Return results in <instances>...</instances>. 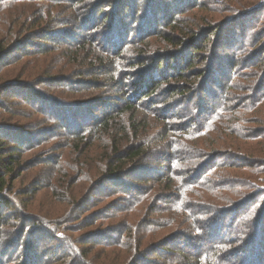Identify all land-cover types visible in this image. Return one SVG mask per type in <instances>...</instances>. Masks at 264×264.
<instances>
[{
	"label": "rangeland",
	"instance_id": "obj_1",
	"mask_svg": "<svg viewBox=\"0 0 264 264\" xmlns=\"http://www.w3.org/2000/svg\"><path fill=\"white\" fill-rule=\"evenodd\" d=\"M38 1H33L34 4H30L23 0H13L5 7H0L1 40L4 39L6 33L7 12L12 11L15 17H23L29 12L39 14L40 9L38 3H36ZM118 1L67 0L63 4V9H61V12L65 11L60 17L64 24L57 26L54 23L48 27L50 31L58 32L51 36L54 37V42H57V44H51L52 41L46 39V44L44 45L47 49L53 48L55 50L36 57L24 56L18 61L12 62L15 56L28 52L35 48L36 44L41 43L40 39L35 38L30 42L33 46L24 44L18 50L12 52L9 57H4L5 59L0 60V125H3L1 127L5 126L4 128H10L13 134L19 135L20 138L24 139L22 143L11 142V145L22 149L19 152L21 162L19 170L16 172L19 176L13 181V192L8 193V195L5 193L6 196L12 194L14 201L23 212L13 222V227L18 230L17 233L7 231L3 235V242L0 243V264H23L24 261L31 260L35 255L34 253L40 256L39 259L56 256L59 253L57 245L61 241L52 238L53 230L64 234L66 241H70L69 244L77 251L73 253L79 255L84 263L96 264L100 261L99 257L102 255L99 244L95 243V240L98 239L97 237L103 233L107 234L105 231L122 232L125 225L130 227L131 235L136 237L133 240L140 238L142 243L141 251L137 254L136 251L132 250L126 262H133L138 256L141 259L137 260L136 264H142V259L146 260L147 263L165 260L162 257L163 255H158L159 249L155 248L161 243H166L165 247L170 250L168 254H174V258H177L176 261L180 258L181 263L182 260L184 263L195 259L193 253L196 248L194 247L200 244L199 240L203 238L205 233L201 231L185 232V229L189 227L191 217L186 212L177 213L172 204L167 202L170 199L169 195L172 193L170 190L163 189V185L159 186V182L154 181L155 179L144 183L141 180L142 178L132 176L134 174L126 175L122 180L126 182L127 186L139 185L137 187H141L144 190L143 192L139 189L133 191L135 196L141 199V202L124 209L125 200L129 199L127 191L131 190H124L117 183H105L101 173L91 175L84 165L87 162L86 159L80 157L75 160L76 155L71 152L74 149L69 147L70 143L72 144V141L68 138L69 134L80 131L79 127L72 129L73 122L76 120L79 122L89 112L100 113V111H104V106L102 105L92 108L88 105L77 104L76 107L74 103H82L96 98L102 99L104 103L120 104L124 101L121 100V98L124 99L122 96L127 92V90L124 92L122 85L113 86L114 81L110 83V87L102 88V92H100V88L93 89L81 85L84 81H91L95 70L101 74L98 77L104 80L105 75L102 74L104 70L100 68L86 69V71H83L84 76L76 75V72L73 73L75 65L67 57L64 58L63 52L65 50L64 44L75 43V41L71 40L73 28L70 31L69 27L79 24L78 33L75 37L79 38V40L87 37L95 41V35L91 37V34L101 30L98 27L99 21H95L91 25L88 24L89 22L80 24L77 18L79 7H81L80 11L84 10L87 16L93 15L94 18L106 16L108 25L121 22L130 26L132 23V32V27L142 21V17L139 18V15L143 14V9L150 0H126L128 4L135 3L132 11L129 5L125 10L120 9ZM220 1L202 0L203 4L208 7V9L202 11V15L211 18V23L222 24L224 22L229 25L217 31L218 46L214 47L207 44L205 46V54L202 56L209 55L213 51L219 57L217 58L218 61L221 60L220 57L224 56L232 57L235 60L238 73L241 72V77L227 80L226 78L223 79L224 77L222 78V76H218L215 78L216 82L222 83L221 85H224V89L221 90L217 86H211L210 89L215 93L216 102L228 99L232 108L244 113L242 117L246 118L250 116V108H248L250 102H253L252 99L255 98V95L258 96L261 92L257 93L255 91V84L247 92L239 90L238 86L247 82V80H243L244 76L252 77V82L255 77L256 70L250 68L252 63L251 55L255 52L259 53L264 45V4L254 3L256 6L253 5L257 7L255 9L259 11L250 16V13L248 14L247 12L236 13L239 8L232 6L231 8H224ZM254 1L257 2L258 0ZM101 4L102 6H100ZM136 9L139 13L137 12L135 15ZM242 14L246 16L244 17ZM160 15L161 13L157 21H160ZM166 33L168 34V32ZM58 38L60 41H58ZM31 39L29 38V40ZM7 40L8 36L5 41ZM222 40H225L226 44L221 45L220 42ZM95 42L96 44L100 43V47L99 44L97 45L99 50L105 46L100 41L99 36ZM159 47L169 46L161 44ZM108 49H111V47H108ZM262 55L259 54L256 57H262ZM209 59L210 57L207 60ZM216 68L217 66L215 65ZM224 68L222 72L225 71V75H227L232 65L224 64ZM259 77L258 82L264 83V71L260 73ZM124 79L127 80L126 78ZM255 80L257 81V78ZM96 83L94 82V84ZM79 87L84 90L80 91ZM107 87L109 88L107 89ZM226 88L228 93L224 94ZM71 89L77 92L71 91ZM162 91L159 90L152 95V103L156 105L153 106V109L159 110V113H162L165 108L160 101L161 99H159ZM199 95H202V93H199L186 106L192 109L196 103L203 104L201 101L205 102V105L212 104L213 101L206 98V100H201ZM141 99L145 100L143 97ZM171 100L172 98L168 101ZM139 104H142L140 106L143 108L149 107L148 104L142 103V101ZM183 120L170 119L169 125L171 123L174 125L178 121ZM227 120L228 118L222 115L213 122H216L215 126L217 128L213 131H211L212 129L209 130L203 137L193 133H190V139L186 137V140H184L182 137L181 140L184 143L200 149L199 151L195 150L200 155L193 160V163L203 160L201 158L204 154L213 156L212 158L205 157L207 165L210 164L211 167L210 174L205 177L209 181L207 183L203 182L199 187L192 188L193 192L188 191L185 193L192 201L199 203L197 207L199 210L209 213L211 210L204 205L226 206V204H239V197L243 194L238 196V191L247 187L246 190L242 191H244L245 196L251 197L249 207L259 205L257 213L260 215L261 212L264 213V138L259 137L264 135V131H262L264 124H245L241 122L244 127L243 131L248 135L247 137H242L241 134L236 133L238 130L235 129V126L231 129L225 127ZM180 123L183 124L182 122ZM250 127L252 130L256 128L262 132L249 134L251 131L249 130ZM177 135L179 137L180 134L177 133ZM159 137L160 135L158 134L152 138V140L156 141L153 144V148L157 150H155L156 152L154 151L148 161V165L146 163L142 167L146 166L147 168L145 167L144 171L150 172L156 170L157 163L162 162L160 172L155 177L161 178L165 175L170 178V169H166L164 166L168 163L166 156L169 154L170 149L160 150L159 140L157 141ZM0 138L4 139L1 136ZM258 142L261 145H257ZM248 158L250 161H254L252 166L245 162ZM216 179H224L226 188L217 189L214 187L213 181L215 182ZM170 184L173 187L177 182L175 180ZM242 185L245 187H242ZM146 190L147 192H145ZM72 200H75V202L71 203ZM76 200L82 201L78 204L79 206ZM7 210L5 206L0 207V211L4 214L7 213ZM210 214H205L206 218ZM263 220L264 214L260 218V221ZM37 221L39 223H36ZM228 221V218H226L224 223ZM260 221L259 224L261 223ZM228 224L225 225L227 226ZM226 226L221 229L222 238L228 228L231 230L230 227L226 228ZM39 230L40 233L38 232ZM139 232H141L140 236L138 235ZM232 233L236 232L233 230ZM249 233L242 236L241 239L239 238L234 244L230 243L227 237L221 241L225 247L226 245L231 248L235 247L232 250L247 257L246 252H249L247 250H251L252 245H254V242L249 241L251 238ZM112 234L117 236L116 233ZM105 247L106 249H116L114 251L120 249V245ZM84 250L89 252V257L80 255ZM151 250H154V252ZM114 251L110 254L112 258L115 257ZM169 258L166 261L167 264H179V262H175L174 259L169 260ZM260 258L259 261L264 264V253H260ZM230 259L235 261V258ZM202 262L199 263L203 264Z\"/></svg>",
	"mask_w": 264,
	"mask_h": 264
},
{
	"label": "trees",
	"instance_id": "obj_2",
	"mask_svg": "<svg viewBox=\"0 0 264 264\" xmlns=\"http://www.w3.org/2000/svg\"><path fill=\"white\" fill-rule=\"evenodd\" d=\"M12 1L0 0V7H5ZM23 1L34 4L33 1L36 0ZM66 2L67 0H39L36 3H38L40 13L29 12L23 17H15L12 11L7 12L5 37L2 40L0 39V60L9 57L12 52L18 50L24 44L33 46L30 42L35 38L40 39L41 43L36 44V47L28 52L15 56L12 62L18 61L24 56L36 57L55 50L53 48L47 49L44 44H46V39L52 41L51 44H57V42H54V37L51 36L58 32L54 33L48 27L54 23L57 26L64 24L60 17L65 12H61V9H63V4ZM220 2L224 5V8H231V6L239 8L236 13L247 12L248 14L250 13V16L259 11L255 9L257 7H255L254 3L264 4L262 0L257 2L254 0H221ZM118 3L122 10H125L129 5L132 11L135 6L134 2L128 4L126 0H119ZM80 9L81 7H79L77 18L80 24L89 22L88 24L91 25L95 21H99L98 27L101 30L92 33L91 37L95 35V41H97L99 36L100 41L105 46L99 50L97 45L99 44L100 47V43L96 44L95 41L87 37H83L80 40L76 38L75 35L78 33L79 24L74 25L69 27V29L71 31L73 28L71 40L75 41V43L64 44V58L67 57L75 65L73 73L76 72V75L84 76L83 71H86V69L100 68L104 70L102 72L105 75L104 80L98 77L101 74L95 70L91 81H84V83H82L83 81H78L84 87L100 88V92H102V88L110 87V83L114 81L113 86L122 85L124 92L126 90L127 92L122 96L124 99L121 98V100L124 101L120 104L104 103L102 99L96 98L82 103H74L75 106L81 104L92 108L94 106H104V111H100V113L89 112L86 117L79 120L81 123L77 122V120L73 122L72 129L80 128V131L72 132L68 136L69 140L72 141L69 147L74 149L71 152L76 155L75 160L80 157L85 158L87 162L83 164L91 175L101 173L105 183H117L122 189L131 190L127 191L129 199L125 200L124 207L122 206L124 209L141 202V199L136 197L133 191L139 189L143 192L144 190L141 187H137L139 185L127 186L126 182L122 180L126 175L134 174L132 176L142 178L141 180L144 183L155 179L154 181L159 182V186L163 185V189H168L172 192L167 202L172 204L177 213L186 212L191 217L189 227L185 229V232L201 231L205 233L203 238L199 240L200 244L194 247L196 248L195 252H192L195 256L194 260L185 261L184 263L182 260L181 263V259L178 258L176 261L177 258H174V254H168L170 250L165 247L166 243H161L155 248L159 249L158 255H163L162 257L165 260L147 263L146 260L142 259L143 262L141 263L167 264L166 261L170 257L169 260L174 259L179 264H200L203 260H206L202 262L203 264H261L259 259H261L260 253H264V220L260 221V218L264 213L261 212L260 215L257 213L259 205L249 207L251 197L244 195L245 193L242 190H246L247 187L242 185L246 189L238 191V196L243 194L239 197V204H226V206L204 205L211 210L209 212L211 214L206 218L205 214L209 213L199 210L197 208L199 203L192 201L185 192H193L192 188L199 187L203 182L207 183L209 181L205 177L210 174L211 167L210 164L207 165L206 158H212L213 156L204 154L201 158L203 160L193 163V160L200 155L195 150L199 151L200 149L187 145L181 139L182 137L184 140H186V137L190 139V133L199 137L205 136L209 130L212 129L211 131H213L217 128L215 126L216 122H213L222 115L228 118L225 127L231 129L235 126V129L238 130L236 133L241 134L242 137H247L248 135L243 131L244 127L241 122L245 124H264V83L258 82L260 73L264 71V45L259 53L255 52L251 55L252 63L250 68L256 70L253 82L251 81L252 77L244 76L243 80H247V82L238 86L239 90L247 92L255 84V91L257 93L261 92L260 95H255V98L252 99L253 102H250L248 106L250 108V116L243 118L244 113L232 108L228 99H226L227 101L223 99L220 102H216L215 93L210 89L211 86H217L221 90L224 89V85H221L222 83L216 82V77L222 76V78L224 77L223 79L226 78L227 80L231 78L237 79L241 77V72L238 73V68L232 57H220L221 60L218 61L217 58L219 57L213 51L209 55L202 56L205 54L204 51L207 44L214 47L218 46L217 31L228 25L224 22L222 24L211 23V18L202 15V11L208 9L202 0H150L146 3L143 14L139 15V18L142 17V21L132 27V32V23L130 26L121 22V24L117 22L108 25L106 16L94 18L93 15L87 16L85 11H80ZM137 12L136 9L135 15ZM160 13V21H157ZM182 17L184 18L181 19ZM163 22L165 23L163 24ZM158 26L160 27L158 28ZM7 36L8 40L5 41ZM29 38L32 39L29 40ZM58 41H60L59 38ZM224 41L222 40L220 44H226ZM161 44L169 47L161 48L159 47ZM106 46L111 47V49ZM259 54H263L262 57H256ZM119 55L120 57H118ZM208 57H210L209 60H207ZM182 59L183 61H181ZM248 59L250 60V58ZM224 64L232 65L227 75H225V71L222 72L225 69ZM215 65L217 66L216 69ZM255 78H257V81ZM123 79L124 81H122ZM94 82L97 83L94 84ZM82 90L80 88V91ZM159 90H163L159 97L165 107L162 113H159L157 109H153V106L156 105L152 103V95ZM71 91L74 90L71 89ZM74 92L77 91L75 90ZM199 93H202V95H199L201 100L206 98L213 101L212 104L205 105V102L201 101L203 104L196 103L192 109L186 106ZM227 93L226 88L224 94ZM142 97L145 100H142ZM170 98L172 100L168 101ZM141 101L148 104L149 107L143 108L140 106L142 105L139 104ZM174 118L184 120L178 121L174 125H172L173 123L169 125V120ZM1 126L3 125H0V136L4 139L0 138V207L5 206L8 210L5 214L0 211V243L3 242V235L7 231L17 233L18 230L13 227V222L23 212L14 201L12 194L10 196H6V194L13 192V181L19 176L16 172H18L21 162L19 152L22 149L11 145V142H24V139L20 138L19 135L13 134L10 128ZM249 130H251L249 134L264 131V129L260 131L256 128L252 130L251 127ZM177 133L180 134L179 137ZM158 134L160 135L157 139V141L159 140L160 150L170 149L169 154L166 156L168 163L164 165L166 169H170V178L165 175L161 178L155 177L160 172L162 162L157 163L156 170L150 172L144 171L146 166L142 167L143 164L147 163L146 165H148V161L154 151L157 150L153 148V144L156 141L152 140V138ZM259 138L263 139L264 135ZM257 145H261V143L258 142ZM245 162L251 164L250 166L254 164V161H250L249 158ZM171 178L177 182L173 187L170 183L175 180ZM163 183L166 185L164 186ZM225 184L224 179L213 181V185L217 189L226 188ZM76 201L77 205L82 202ZM74 202L75 200H72L71 203ZM254 210L255 212L252 213ZM226 218L229 221L224 223ZM220 221L222 222L219 223ZM259 221L261 222L260 224ZM36 223L39 222L37 221ZM225 224L228 225L226 226ZM224 226L226 228L230 227L231 230L228 228L223 238L227 237L232 244L250 232L251 238L249 241L254 242V245H252L251 250H247L249 251L246 252L247 257L232 250L235 247L231 248L226 244L228 248L224 246L221 241L223 239L221 237V229ZM233 230L236 233H232ZM57 231L59 230L57 229ZM38 232L40 233V230ZM105 232L107 234L103 233L95 240L102 252L99 257L100 261L96 264H136L137 260L141 259L138 256L133 262H126L132 250L136 251L137 254L141 251L142 244L140 238L133 240L136 237L131 235L132 232L129 226L125 225L122 232ZM110 232L116 233L117 236ZM140 233H138L139 236ZM52 236L53 239L61 241L57 245L59 253L54 257L44 259H39L40 256L34 253L35 255L31 260L24 261L25 264H86L79 255L73 253L77 251L69 244L70 241H66L63 233L53 230ZM116 245H120V249H117V251H114L116 250L114 248L106 249L105 247H114ZM169 245L167 246L169 247ZM113 251L115 254L114 258L110 256ZM151 251L154 252V250ZM88 254L89 252L85 250L80 253L84 257H89ZM230 258H235V261Z\"/></svg>",
	"mask_w": 264,
	"mask_h": 264
}]
</instances>
